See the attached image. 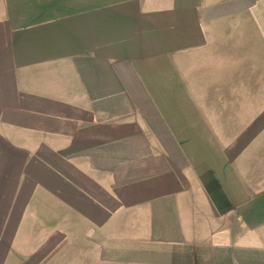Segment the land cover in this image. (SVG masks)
Here are the masks:
<instances>
[{
    "label": "crops",
    "instance_id": "0c3cea01",
    "mask_svg": "<svg viewBox=\"0 0 264 264\" xmlns=\"http://www.w3.org/2000/svg\"><path fill=\"white\" fill-rule=\"evenodd\" d=\"M0 264H264V0H0Z\"/></svg>",
    "mask_w": 264,
    "mask_h": 264
}]
</instances>
